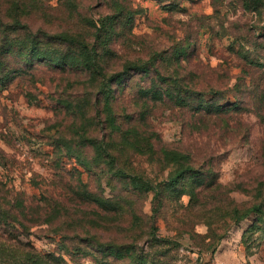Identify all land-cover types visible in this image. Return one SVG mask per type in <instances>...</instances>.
<instances>
[{
  "label": "rangeland",
  "instance_id": "rangeland-1",
  "mask_svg": "<svg viewBox=\"0 0 264 264\" xmlns=\"http://www.w3.org/2000/svg\"><path fill=\"white\" fill-rule=\"evenodd\" d=\"M35 1L38 7L23 19L30 28L72 33L79 40H92L91 29L83 25L81 17L98 20L111 15L101 0H70L78 6L75 15L68 12L67 0ZM116 1L133 14V19L131 26H122L124 38L112 46L119 55L113 65L123 58L147 60L158 54L156 64L164 76L182 80L203 92L204 106L225 108L223 114L209 115L174 108L166 102L149 103L145 128L159 137L156 149L190 152L194 167L211 171L222 187L220 195L214 194L215 200L213 196L206 199L208 207L197 218L192 213L185 214L188 196L175 209L174 205L162 209L156 234L179 244L170 253L171 264H264V224H255L250 217L237 225L228 217L233 202L250 205L256 201L258 190L264 192L259 188V183H264V0ZM41 9L43 13L36 12ZM111 10L114 12L113 7ZM22 33L14 31L15 36ZM10 68L25 71L10 81H1L0 76V214L7 212L11 203L15 205L25 198V213L15 206L11 211L32 228L27 235L18 224L13 228L0 219V264H23L16 255L26 248L54 255L64 250L61 237L46 225H36L39 212L30 209L44 206L49 197L43 196L53 195L63 200L65 210L72 215L71 223L85 224L84 205L69 199L64 192L77 190L78 172L88 189L97 190L91 173L65 155L63 149L55 154L49 137L57 130L46 131L48 126L64 122L62 133L68 134L62 101L74 102L89 92L82 82L84 75L38 64L28 70L13 56ZM149 86L150 80L142 75L128 81L116 105L118 110L138 117V92ZM79 104L86 106L83 101ZM235 104L239 105V113H228ZM132 157L133 165L127 163V157H121L128 170L135 169L155 182L167 177L168 171L150 164L147 158ZM103 190L109 198L110 188L103 184ZM143 212L151 214L150 198ZM212 214L215 216L211 218ZM71 258L64 257L67 264H75Z\"/></svg>",
  "mask_w": 264,
  "mask_h": 264
},
{
  "label": "trees",
  "instance_id": "trees-1",
  "mask_svg": "<svg viewBox=\"0 0 264 264\" xmlns=\"http://www.w3.org/2000/svg\"><path fill=\"white\" fill-rule=\"evenodd\" d=\"M101 1L111 11V15L98 20L81 17L83 25L91 29L92 40H79L72 33H50L30 28L23 19H26V13L38 7L35 0H0L1 81H10L25 71L10 68L13 56L28 70L38 64L51 70L79 71L85 77L83 84L89 89L81 99L62 101L63 113L68 118L65 124L69 123L65 129L68 136L62 133L64 122L48 126L46 130H57L49 137L55 154L63 149L65 155L74 159L95 179L97 191L92 192L83 184L82 174L78 172L77 190L64 192L69 199L84 205L83 218L87 222L80 225L71 223L69 219L72 215L65 210L61 203L63 200L59 201L53 195L43 196L49 197L45 204L42 202L44 206L30 211L39 212L40 218L35 217L39 219L36 225H46L50 232L61 237L60 243L64 250L54 255L38 252L33 247L26 248L16 255L23 264H67L65 256H72L71 261L75 264H81V261L89 264H171L173 260L170 253L179 244L156 234V224L162 209L171 205L175 209L182 198L188 196L185 214L188 216L192 213L197 218V214L200 215L201 210L208 207L206 199L213 196L215 200L214 194L220 195L222 192L217 176L213 178L211 171L204 172L194 167L190 152L156 149L159 137L148 131L145 123L150 102H166L174 108L209 115L223 114L225 108L213 104L204 106L203 92L182 80L164 76L156 64L158 54L147 60L141 57L123 58L120 63L113 65V60H119V55L112 46L124 38L122 26L132 25L133 14L116 0ZM65 5L70 14H77L78 6L71 4L70 0ZM42 10L36 12L43 13ZM44 13L47 14V10ZM14 31L23 33L15 36ZM11 32L13 36L10 37ZM182 55L183 51L178 58ZM136 75L150 80V86L138 92L141 97L137 106L138 117L121 112L116 106L126 83ZM79 101L85 102L86 106L78 105ZM238 110L239 105L235 104L228 113H239ZM133 155L145 157L150 164L159 165L163 171L169 172L167 177L155 182L135 169L128 170L121 157H127V163L133 165L132 159L130 162ZM57 159L60 160V156ZM93 168L100 172H93ZM103 184L111 190L109 198L104 196ZM259 188L264 189L263 182L259 183ZM149 198L150 215L143 212V206ZM255 199L250 205L246 203L240 206L233 202L228 214L233 223L238 225L253 217L255 224H264L262 189L258 190ZM25 203V198L18 200L15 205L11 203L7 212L1 211L0 219L13 228L18 224L28 235L32 226L15 211H11L15 206L14 209L25 213ZM181 207L183 209L184 206ZM214 216L212 214L211 218ZM69 233L74 236H68ZM157 247L161 248L160 251L155 250Z\"/></svg>",
  "mask_w": 264,
  "mask_h": 264
}]
</instances>
